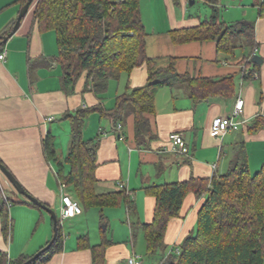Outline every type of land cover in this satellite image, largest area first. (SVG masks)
<instances>
[{
  "label": "crops",
  "instance_id": "0c3cea01",
  "mask_svg": "<svg viewBox=\"0 0 264 264\" xmlns=\"http://www.w3.org/2000/svg\"><path fill=\"white\" fill-rule=\"evenodd\" d=\"M17 1L0 0V37L10 34L15 26L22 8ZM224 1L218 4L222 21L255 22L256 56L262 60L259 68L244 61L249 56L248 49L240 46L233 55H227L218 50V43L214 41L173 42L172 31L201 24V14L191 9L197 5V0H141L142 19L148 33L146 53L156 62V68L173 64L179 74L192 78L233 76L236 94L231 99L195 103L185 86L161 88L155 99V113L148 116L153 135L144 146L137 145L133 114L129 113L124 122L118 124L101 118L98 113L91 114L83 138L100 140L96 191L107 194L127 190L134 202L135 214L130 212L126 202L104 209L86 208L73 189L67 188L82 210L68 221L75 228H80L84 222L93 229L76 235L66 234L63 229L62 249L49 264H94L91 248L80 247L81 237H86L91 247L100 245L104 238L111 242L106 249V264H126L133 255L140 257L138 264H147L143 225L152 222L156 207V198L146 192L147 188L223 175L232 167L242 146L250 172L257 173L264 168V16L258 13L264 0H234L233 3L228 0L227 4ZM228 8L231 10L223 14ZM31 11L18 32L6 43H0V55L6 54L5 59L0 60V161L31 196L54 210H61L58 162L48 160L45 139L48 135L54 138L57 159L65 163L71 144V125L66 116L98 105L113 109L118 96L128 88L133 90L147 84L149 72L144 65L118 81H110L104 95H97L89 87L86 89L85 78H82L74 92L68 93L55 60L56 35L39 32ZM244 68L257 76L245 77ZM239 99L244 100L242 119L247 124L240 131L227 133L223 139L217 138L212 131L214 120L229 115ZM257 119H262V126L251 131ZM119 124L120 130L117 129ZM65 125L70 129H65ZM68 130L66 143L58 142L59 134ZM175 133L184 136L188 156L166 151L170 146L169 137ZM68 172L65 164V174ZM0 187L13 202L9 205L8 239L4 236L0 216V250L6 251L12 261L33 257L53 238L51 215L24 203L28 200L18 194L1 171ZM203 202L204 199L198 200L194 194L186 197L180 217L171 220L168 226L164 255L194 231ZM41 227L43 230L35 239ZM33 228L34 235L30 237L27 232Z\"/></svg>",
  "mask_w": 264,
  "mask_h": 264
},
{
  "label": "trees",
  "instance_id": "16d2710c",
  "mask_svg": "<svg viewBox=\"0 0 264 264\" xmlns=\"http://www.w3.org/2000/svg\"><path fill=\"white\" fill-rule=\"evenodd\" d=\"M28 1L17 2L23 7ZM203 2L212 9L210 18L197 27L172 31L173 42L214 41L218 43V50L227 55H233L240 46L248 49L249 56L244 61L259 68L260 65L253 62L258 48L255 22L226 23L220 18V0ZM31 10L39 32L56 35L55 60L68 93H73L78 82L85 78L86 89L89 87L97 95H104L110 81H118L144 65L148 67L147 84L133 90L128 88L118 96L113 109L98 105L66 116L71 125V144L65 163L57 159L54 138L48 135L44 142L48 160L58 162L61 183L72 188L86 208L104 209L126 202L130 212L135 214L134 202L127 190L97 193L95 171L100 140H84L87 119L98 113L101 118L118 124L131 113L137 145L144 146L153 135L148 116L155 113V99L161 88L185 86L195 103L231 99L236 94L235 78H192L179 74L173 64L156 68V62L146 53L148 33L142 19L141 0H35ZM258 13L264 16V2ZM261 120L257 119L250 130L259 129ZM65 164L69 167L67 174ZM146 192L156 198L153 220L143 225L149 260L166 250L168 226L171 220L180 217L186 197L194 194L198 200L204 199L195 229L176 247L179 253L163 254L160 264H264V168L255 174L250 172L243 146L230 170L223 175L151 186ZM24 203L36 206L29 201ZM10 204L11 199L4 200L0 195V216L6 239L11 230ZM58 221L56 242L33 264H49L62 249L63 227ZM79 241L80 247L91 248L94 264H106V249L111 244L107 238L93 247L86 237ZM31 258L24 256L12 261L6 251L0 250V264H24Z\"/></svg>",
  "mask_w": 264,
  "mask_h": 264
},
{
  "label": "built area",
  "instance_id": "2783aa9c",
  "mask_svg": "<svg viewBox=\"0 0 264 264\" xmlns=\"http://www.w3.org/2000/svg\"><path fill=\"white\" fill-rule=\"evenodd\" d=\"M6 54L3 53L0 55V60H4ZM251 71H247L245 68L243 70V74H250ZM254 76H257L256 73H252ZM244 114V100L239 99L232 112L229 115L218 117L214 120L212 125V131L215 136L219 139H223L225 135L229 132H237L240 131L241 128L247 124L245 119H242ZM264 118V115H262ZM52 120V119H51ZM122 127L119 124L117 129L120 130ZM170 146L166 149L167 152L177 155L188 156L189 147L184 139V136L180 133L171 134L169 137ZM124 186L121 185V188ZM1 188V187H0ZM67 186L64 183H60V195H61V210H60V222L75 218L79 215L82 210L77 201H75L72 196L67 192ZM0 195L4 200H7V196L5 192L0 189ZM171 252L179 253L178 249H174ZM140 257L137 255H133L128 258L126 264H138Z\"/></svg>",
  "mask_w": 264,
  "mask_h": 264
},
{
  "label": "water",
  "instance_id": "95a60500",
  "mask_svg": "<svg viewBox=\"0 0 264 264\" xmlns=\"http://www.w3.org/2000/svg\"><path fill=\"white\" fill-rule=\"evenodd\" d=\"M35 0H29L21 9L20 13L18 15V18L16 20L15 26L12 30V32L7 36L0 37V43H6L10 38H12L20 29L22 21L26 18L28 13L31 10V7ZM191 5H193V2H191ZM253 62L257 64H261L262 60L259 56H255L253 58ZM0 171L2 174L8 179V181L11 183V185L14 187V189L20 194L21 196H24L29 202L35 204L36 206L40 207L42 210L46 211L51 215V218L53 220L54 224V235L49 244L39 251L36 255H34L31 259L26 261L24 264H33L35 263L48 249L51 248V246L56 242L58 234H59V221L58 216L54 209L50 208L49 206L43 204L38 199L31 196L18 182V180L12 175V173L3 165V163L0 161Z\"/></svg>",
  "mask_w": 264,
  "mask_h": 264
},
{
  "label": "rangeland",
  "instance_id": "374dc122",
  "mask_svg": "<svg viewBox=\"0 0 264 264\" xmlns=\"http://www.w3.org/2000/svg\"><path fill=\"white\" fill-rule=\"evenodd\" d=\"M227 1L228 0H225L224 2L227 4ZM233 1L234 0H231V3H233ZM192 6V5H191ZM191 9L194 11V12H197V13H199V14H201V18H202V21H204V20H206V19H209L210 18V16L212 15V11H211V9L207 6V5H205L204 4V2H200V1H198L197 0V5L196 6H193V7H191ZM230 11L231 9H224V11H223V14L224 13H227L228 11ZM208 11H209V13H208ZM206 12H207V14H206ZM149 27V30H151V28H152V26H151V24L149 23V25H148ZM114 82H111V84H113ZM66 127H64L65 129H70L69 128V125H65ZM69 132V130L67 131V133H66V131H65V133L64 132H61L59 135H60V138H59V141L58 142H62V144L65 142L66 143V137H69L68 136V133ZM58 135V136H59ZM65 140V141H64ZM65 152H67L66 150H65ZM253 174H255V173H253ZM70 190V189H69ZM13 204V202L11 201V205ZM56 211V214H57V216L59 217V219H60V210L59 209H55ZM62 227H63V229H64V231L66 232V234H69V233H71V234H82L85 230L88 232V230L90 229L91 231H92V227H91V225H90V227H89V224H87V223H85L84 224V222L82 223V226H80V228H75L73 225H72V223H70L68 220H66V221H62ZM102 228H104V225H102ZM43 230V227H41L40 228V230L34 235V228L30 231H28L27 232V235L28 236H30V237H33V235H34V237H35V239H37L38 237H39V234L41 233V231ZM163 258V253H159L154 259H152V260H145V262L147 263V264H160V262H161V259Z\"/></svg>",
  "mask_w": 264,
  "mask_h": 264
}]
</instances>
